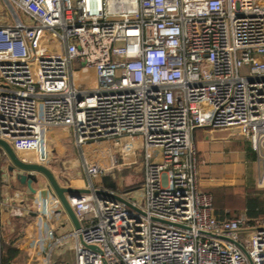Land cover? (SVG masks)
I'll list each match as a JSON object with an SVG mask.
<instances>
[{
    "label": "built area",
    "instance_id": "2783aa9c",
    "mask_svg": "<svg viewBox=\"0 0 264 264\" xmlns=\"http://www.w3.org/2000/svg\"><path fill=\"white\" fill-rule=\"evenodd\" d=\"M1 1L13 23L0 24V138L56 177L54 145L70 143L90 191L69 199L81 229L62 236L60 200H35L33 264H58L68 236L76 264H264V219L217 217L195 141L236 129L264 163V0ZM99 141L123 148V165L103 167ZM139 150L135 199L106 179Z\"/></svg>",
    "mask_w": 264,
    "mask_h": 264
},
{
    "label": "crops",
    "instance_id": "0c3cea01",
    "mask_svg": "<svg viewBox=\"0 0 264 264\" xmlns=\"http://www.w3.org/2000/svg\"><path fill=\"white\" fill-rule=\"evenodd\" d=\"M4 11L2 4H0V17L4 16ZM2 19L3 21H1L0 24H10V21H6V17ZM236 133L237 131L235 129L215 130L211 128H199L195 131V141L196 144L198 143L199 146L201 145L200 148L205 145L206 151L209 152L208 154H212L211 152L213 149H209V146L218 144L217 142L223 140H228L229 143L241 144L242 149L245 150L246 157L257 160V156L254 154L250 142L246 138L241 136L233 141L232 137H235ZM228 149L226 147L225 151L222 150L218 152L221 155L220 159L224 162L226 158L225 155H231L227 151ZM207 152L203 150L204 154ZM53 157L54 162L52 167L63 186L77 189L86 188V176L81 168V159L77 151H73L70 143L66 145L64 141L56 142L54 145ZM10 165L6 153L0 148V264H33L34 260L38 258L40 251L38 241L40 226L31 206L35 200L39 198L40 194H42L45 189H48L47 183H45L43 179H40V184L33 183L30 187L28 185H23L9 172ZM67 166L73 167L74 170L70 169L68 171L69 173L65 176L63 172ZM108 182L107 187L109 188L111 186ZM202 187L200 185L203 191L213 196L216 215L219 219L239 216L231 215L229 209L225 208V202L218 200L217 196L215 198L212 193L213 190L208 189L209 187ZM124 193H129V196L133 197L129 191H124ZM56 226L59 236L67 235L70 231L76 229L69 216L64 218L63 221L57 222ZM73 244V238L69 236L66 237L63 241V245L55 249L52 261L62 264L61 262L64 260V256L69 250L74 253L72 250ZM13 251H15L16 254L12 257L11 253ZM63 264L70 263L64 262Z\"/></svg>",
    "mask_w": 264,
    "mask_h": 264
},
{
    "label": "rangeland",
    "instance_id": "374dc122",
    "mask_svg": "<svg viewBox=\"0 0 264 264\" xmlns=\"http://www.w3.org/2000/svg\"><path fill=\"white\" fill-rule=\"evenodd\" d=\"M0 4L5 10L3 13L6 14L0 17V23L4 17H6V21L13 23L10 8L3 1ZM236 131L235 137H232L233 141L241 137L238 130ZM220 142L209 146V149H213L212 154H208L209 152L206 151L205 145L200 148L201 145L196 144L200 185L213 190L212 193L215 198L217 196L218 200L225 202V208L229 209L231 215H246L248 199H258L262 206L264 205V163L247 158L241 144L229 143L228 140ZM115 143L114 141H99L90 146L89 149H91L103 167H109L113 157H117L119 164L123 165L124 159L121 155L124 149L121 148L120 150V147L116 146ZM225 146L227 149L229 148L227 151L231 155L226 154V158L229 157L227 160L225 158L224 162L220 159L221 155L218 152L225 151ZM203 150L207 153L204 154ZM141 160L142 153L139 150L136 164L124 165L120 171H112L109 177V183L115 182L119 188L118 190L129 191L135 199H140L142 196V189L140 188L143 181ZM70 169L74 170L73 167L67 166L63 174L66 176ZM259 217L261 219L264 218V213L262 212ZM64 262L76 264L74 253L71 250L66 253L61 263L63 264Z\"/></svg>",
    "mask_w": 264,
    "mask_h": 264
},
{
    "label": "water",
    "instance_id": "95a60500",
    "mask_svg": "<svg viewBox=\"0 0 264 264\" xmlns=\"http://www.w3.org/2000/svg\"><path fill=\"white\" fill-rule=\"evenodd\" d=\"M0 148L6 153V156L10 161L11 165L9 166V172L11 173V175L15 176L16 179L21 184L28 185L29 187L33 183L38 184L40 179H43L45 183H47V188L49 189V191L60 200L63 208L65 209L67 215L71 219L75 228L77 230L81 229V223L73 207L71 206L69 199L76 196H80L81 194L84 193H90V191L88 189H77V188L63 186L61 182L58 180V178L54 175V173L47 167L40 166L37 164L22 162L18 158L12 146L1 138H0ZM108 181H109V177L106 179V182ZM109 188H114V187H109ZM97 193L99 195H108L107 192L101 190L97 191ZM115 198L131 206L130 202H128L127 200L119 196H115ZM90 248L100 252V248H98L97 246H90ZM104 264L107 263L104 261Z\"/></svg>",
    "mask_w": 264,
    "mask_h": 264
},
{
    "label": "trees",
    "instance_id": "16d2710c",
    "mask_svg": "<svg viewBox=\"0 0 264 264\" xmlns=\"http://www.w3.org/2000/svg\"><path fill=\"white\" fill-rule=\"evenodd\" d=\"M109 185L111 187H114L115 189H119L117 187V185L115 184V182H111V183H109ZM246 208H247V210H246L247 211V216H248V218L253 220L252 223L254 222V219H256V218L261 219L259 216H260V214H262V212L264 213V205L262 206V204L259 202L258 199H251V198L248 199L247 200V204H246ZM15 254H16V252L13 251L11 253L12 257Z\"/></svg>",
    "mask_w": 264,
    "mask_h": 264
}]
</instances>
